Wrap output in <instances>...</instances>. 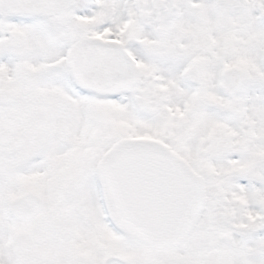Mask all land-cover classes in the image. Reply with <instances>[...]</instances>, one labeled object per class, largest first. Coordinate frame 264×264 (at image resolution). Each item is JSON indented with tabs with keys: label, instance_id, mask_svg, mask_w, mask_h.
I'll return each mask as SVG.
<instances>
[{
	"label": "snow or ice",
	"instance_id": "1",
	"mask_svg": "<svg viewBox=\"0 0 264 264\" xmlns=\"http://www.w3.org/2000/svg\"><path fill=\"white\" fill-rule=\"evenodd\" d=\"M0 264H264V0H0Z\"/></svg>",
	"mask_w": 264,
	"mask_h": 264
}]
</instances>
